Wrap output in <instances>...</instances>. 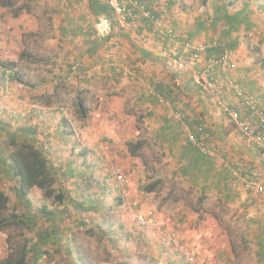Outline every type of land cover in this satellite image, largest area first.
Here are the masks:
<instances>
[{
	"label": "rangeland",
	"instance_id": "1",
	"mask_svg": "<svg viewBox=\"0 0 264 264\" xmlns=\"http://www.w3.org/2000/svg\"><path fill=\"white\" fill-rule=\"evenodd\" d=\"M179 1L182 2L183 0ZM208 1L211 3L210 0ZM91 2L92 0H87V3L85 4H78L75 3V0H72V2L68 0L67 4L65 0H15V8L13 9L8 10L7 8L0 6V18L5 22L6 26L9 24V14L13 13L14 10H20L21 12L18 17L11 16L13 17V24L12 27L9 28V31L16 30L19 36L21 35V32H23L22 51H26L25 56L21 58V53L16 54L17 58L14 60V62L19 64L17 70H19L20 77L23 78V80L34 83L40 78H46L49 81L52 80V77H54L53 73L58 72V60L60 54L65 51V53H67V49L73 46L76 48L77 46L88 48L91 44H94H87L85 42L81 43L79 41L72 42L70 39L68 40V38L64 37L63 34V31L74 29L75 26L80 27V25H84L86 29L89 28V31L95 32V30H93V25L98 24L99 17H96V14L93 13ZM238 3L239 4L234 8H231L232 11L242 7L241 0H238ZM188 6L190 12L195 15V13L201 8V0H188ZM206 6L205 9L208 10V14L210 15L213 13V8L211 7V9H208V5ZM253 8H255V5H253ZM175 10L181 15L185 12V8L183 9L182 5L177 6ZM259 14L260 13L257 11V13L251 17L252 22L257 23V27H255L253 31L240 32L241 42L244 45L242 52L238 51V53L235 51L236 49L230 51L233 60L236 61V64H240V66L237 64V69L229 72L228 76L230 79L237 81L245 91L258 96L260 103L262 102V104H264V41H261L259 36L264 30V26L262 25V20L264 18ZM88 16H91L93 19L88 21ZM179 24H182V22H179ZM180 27L185 30L189 29L188 27ZM0 31L1 35H4L1 27ZM113 32H116L115 34L113 33L114 36L118 35L122 40V42L120 40V50L125 48L129 49V51H132L133 49V51L136 52L140 49L138 51L141 57L139 56L130 59V65L135 67H140L139 65H141V67H144L146 64L152 65V62H156L158 68H160V75L157 76L155 82L149 81L145 83V88L142 87L145 98L142 100L143 103H141L138 109L131 108L133 103L129 104L130 102H128L131 99L130 95L133 94L129 91H136L133 88H136L134 84H127L126 86L124 84L119 85V81L111 83L112 80L109 76L100 78L106 82L105 86L102 88H104L105 91L106 89L108 90L105 93L107 97L110 95L115 96L118 99L124 98V96L126 97L124 111H128L129 109L133 117L130 119L133 133L130 135V139H128L127 142L141 140L144 141L146 145L141 151V156L137 158L131 157L126 148L125 142V144H120V147H123L124 149L118 151L117 155L115 152L116 148L108 149L110 155H114V158L112 157V160L110 161L111 166L108 168L113 165L119 167L126 178L127 182L126 187L124 188V191L126 190L125 195H123L122 192L116 193L111 187V190H113L112 193H101V196L103 197L99 196L96 200L95 210L92 212L88 211V213L75 211L69 202L62 207L58 206L53 199L46 203L49 210L58 215L59 223L62 225L60 221L62 220L64 221L63 224L72 229V234L70 235L71 238L69 237L68 244L72 243L71 247H76L79 254L85 257L89 264H138L139 262L140 264H165L162 257L169 260H166L167 262H172L174 264L177 260L182 261L181 259H183L178 250V246L175 243H169L164 240L163 237H158L155 232L156 230L142 229L141 231V229L136 226L135 221L133 220V214L136 211H139L138 209H135L136 207L131 203L133 194L129 193V189L133 187L132 193H135L136 191L138 193H143L140 197V205L149 206L150 210H154L161 218L162 215L166 217L177 208L182 210L187 206L195 205V199L200 196V191L193 189L194 192L192 191V188H187L189 186L188 184L185 185L179 180L176 181L169 178L173 169H177V173L179 175L181 174L179 163L175 165V160L179 157L180 153L184 151V148L182 147L187 142L179 124L172 119V116L178 110L182 111L187 115L190 125L198 128L202 126V123L204 124V118L206 115H210L209 113L211 109L221 112L223 117H225V115L223 114V111H220V108L215 105L211 98L204 95L200 89L192 84L193 80H191V74L194 69L190 72L184 73L183 77H186L188 74V76L191 77L188 79V84L184 83L185 79H183L182 81L184 82H182L180 77H174L172 73H170L171 71L165 69L162 61L156 60V55L158 58L160 56L154 47H144L139 41L137 42V39L135 43H133L130 37L127 38L125 36L127 34L134 35L131 31H121L119 28H115ZM211 34L213 35V33ZM217 37L220 39L219 35L215 36L213 39H208V35L200 34L194 41L201 40L200 42L211 44L212 41L218 40ZM125 39H129L131 42L129 41L130 43L127 44L125 43ZM105 40L108 41L109 38L96 39L95 45H98L95 46V48L98 47L104 50L101 54L106 52L104 49ZM98 51H100V49ZM130 53L131 55H134L133 52ZM94 57L96 58L95 55L88 57V61H92ZM73 60L76 59L71 58L65 60L64 69L68 68ZM77 60L82 62L83 56ZM207 60L209 61L211 58ZM246 61H249L250 64H245ZM244 65L249 66L251 69L249 74L242 71ZM205 66L206 62L201 65L202 68H205ZM219 75L220 80H222L224 78L223 74L220 73L218 76ZM248 76L249 79H247ZM175 78L179 79L180 84L183 83V85H176L174 82ZM106 79L108 81H106ZM260 80L261 82L259 83L261 84L259 85L258 81ZM251 81L256 83L257 86H254ZM108 82H110V86H108ZM80 83L81 82L79 81L71 83L69 80H65L58 86L55 83L47 84L46 88L52 93L49 96L50 100L57 105H63L70 111H73L72 108L74 101L76 103V94L77 90L80 88ZM99 85L100 84L96 82V78L93 77L91 92H89V94L86 92L88 95H85L86 93L84 92L82 94L83 98L86 100L89 111L91 109L89 106L96 107V102L100 99L96 97ZM162 85L165 89L164 93L161 88ZM150 87L154 88L157 93L162 95L167 104L169 103L170 105H161L158 101L150 97L148 94V89ZM126 90H128V92H126ZM49 98H38V100L47 105ZM223 101L226 104L239 108L237 106L238 100L235 97V94L231 91H227V89L224 91ZM110 102L112 103L113 101ZM110 102L106 106H109ZM146 113H152V115L157 113L158 118H160L158 122H163V114H166V119L170 121V125L167 124L165 136H158V140L155 139L154 131L151 132L148 128L156 129V126L160 123L154 122L153 117L146 115ZM70 117L72 120H80L78 113H76V117L74 115ZM118 120L121 121L119 122ZM127 121L128 120H122L119 116L114 124H125ZM208 124L211 125L210 123H207V125ZM136 131H138V133L135 134ZM175 135L180 136L176 138ZM234 136L236 138H242L238 132H236ZM213 142L214 141H212L211 144ZM113 144L114 142H112L109 147ZM253 147L255 148L256 153L262 157L260 149L255 146H252V148ZM220 149L224 152L226 161L231 162L230 160H235L233 163L243 161L247 166V160L245 157H235L230 148H225L222 145H220ZM260 159L261 158H255L249 163L250 165H253V168L259 169L261 163ZM138 160L139 162L137 163L136 161ZM158 180H161L162 183L155 189L156 191L153 193L148 192V187ZM133 181L135 182L134 184ZM178 185H182V188L186 190H180V188L177 187ZM235 185L240 188L239 192L244 191L245 193L243 194H246L245 198L241 195L238 196L240 198L238 200L239 202L242 203L245 200L248 201L250 197H252L251 195H254L253 197L258 201L256 203L254 201L253 204L248 203L247 207L243 208L241 204L235 205V201L222 204L218 203V200L214 199V197H211L210 199L214 200H209L210 204L208 207L212 209L214 206H217L219 210L221 216L218 219H220V224L225 230V234H228V239L231 242L230 248L232 249L233 247L234 249L235 264H264V257L262 258L264 255L258 250L260 244L264 242V226H262V222H264V194L251 192V190H248L242 184ZM8 194L11 198V202L14 203L16 201L15 194ZM32 195L35 196L40 203L43 201V193H32ZM168 197L170 198L168 199ZM192 200H194V202ZM52 202H54V204ZM203 202V198H198L197 202H195V208L201 209L199 207H202L204 204ZM228 204L231 206H228ZM168 205L169 207H166ZM250 208H253L252 211ZM216 211L211 210L210 212L217 213L218 211ZM253 218H257L255 222H251L250 219ZM82 222H85L87 227L83 226ZM162 224L166 227L165 223L162 222ZM98 225H103L106 228L110 226V228H112L110 229L111 232L108 234L110 237H107V239L102 238L103 235L98 229ZM162 231H164V229ZM164 232L166 233V231ZM174 232L177 235L175 239L177 240V243H179V238L182 239V233ZM31 237H33L32 231L23 226H16L0 233V255H2L5 263L9 256V252L12 249L15 250V248L17 249L18 247L23 246ZM113 237H115L116 240H114ZM164 241L169 243L168 247H165L166 245L164 246V244H166ZM135 244H141L142 247L136 248ZM220 245L222 246L223 244ZM159 246L162 247L160 256H158L156 252V249L158 250ZM173 248H176L178 252L174 251ZM65 250L66 249L62 251L63 254L66 252ZM68 255L70 256H67V259H72V257L75 256L74 254ZM151 256L155 258L154 261H150ZM179 256H181V258ZM59 261L61 264H68V261L61 262L60 257H55L52 250H50L49 256L44 258L41 264H58Z\"/></svg>",
	"mask_w": 264,
	"mask_h": 264
},
{
	"label": "crops",
	"instance_id": "2",
	"mask_svg": "<svg viewBox=\"0 0 264 264\" xmlns=\"http://www.w3.org/2000/svg\"><path fill=\"white\" fill-rule=\"evenodd\" d=\"M137 1L144 3L145 5H157L156 10L159 11L160 9V11L162 12L161 16L159 17L163 18L173 27L176 26L177 29H174L181 36L182 42L185 41L182 36H185L184 32H187V30L182 29L180 26L190 28L193 26L195 20L201 19L207 22V24L212 25L209 26V28L206 27L204 31L200 32L201 35H208V39H213L217 35H219V37H223V33L227 29L223 22H220L218 25L214 24L218 7L225 5L227 3V1L225 0H210L211 3L207 1L206 4H204L203 0H201V8L197 13H195V15H193V13H191L189 10L188 0H183L182 2L179 0ZM70 2H72V0H70ZM75 2H77L78 4H85L87 3V0H75ZM173 3L176 5H173ZM237 4H239L238 1L235 5L231 6L228 9V13L233 14L234 12L240 10L241 7L233 11L231 10V8H234ZM179 5H182L183 9L185 8V12H183L182 15L179 14L177 10H175ZM206 5H208V9H211V7L213 8V13H211L210 15L208 14V10L205 9V7H207ZM169 6L171 8H167ZM9 15V24H7V26L5 22L0 18V27L4 32V35H1L0 33V62H14V60L17 58L16 54H22L23 52V32H21V35L19 36L16 30H11V32L9 31V28L12 27L13 24V17L11 16H14L13 13ZM179 22H182V24H179ZM115 28L116 27L113 26L111 31ZM254 29L255 27L253 25L252 29L248 30V32L253 31ZM242 31H245V29H240V31L233 32L231 34V37L233 39H238V44L236 43L237 47L235 50L237 52H242L244 48L240 37ZM211 33H213V35ZM126 37H130L133 43H135L137 39L135 34H127ZM77 41L83 43L85 42V39L80 37ZM129 41V39H125V43L129 44L131 42ZM213 42L215 41H212L211 44ZM104 43V49L106 52L103 54H101V52L104 50L98 47L91 50H89L87 47L83 48L81 46H77V48L75 46L70 47L69 49H67V53H65V51L64 53L59 55L60 61L58 60V72L53 73L54 77H52V80H47L46 84L38 86L35 89L18 84V82L14 79V70L12 68H5L4 66L0 65V189L2 191L6 193L18 192L19 184L18 181L13 177V170L10 165V161L8 160V155L13 150L8 143V140L10 139L11 135L16 133V135H19L21 141L28 142L34 145L46 156L51 169V173L54 174L57 179L56 184L54 185V189L56 193L64 194V196L66 197L65 204L69 202L72 205V203L75 201L83 202L88 200L96 208V200L99 196H101V193H112L113 190H111V187L116 193L122 192L120 191V189H117L115 187L113 179L110 178V168L108 167L111 166L110 161L112 160V157L114 158V155H110L108 149L116 148V155L118 154V151L124 149L123 147H120V144L124 142L127 143L128 139H130V135H132L133 133L132 127L130 125V119L133 117L129 109L128 111H124V102L126 101V97L124 96V98L121 99H118L117 97L112 95L107 97L105 93L108 90L106 89L105 91V89L102 88L105 86L106 82L100 78L109 76L112 80L111 83L119 81V85L124 84L126 86L127 84H134L136 88H133L136 91H129L133 94L130 95L131 99L128 102H130L129 104L133 103V105H131V108L138 109L141 103H143L142 100L145 98L142 87L145 88V83L149 81L155 82L157 76L160 75V68H158L156 62H152V65L146 64L144 67H141V65H139L140 67L130 65V59L139 56L141 57L138 51L140 49L135 46L138 50L134 52L133 49L132 51H129V49L123 48L118 51L114 55V57L119 61L125 62L134 69L135 75L128 79L122 73H115V71L109 67L106 62V60L109 61V58L107 57L108 51L106 50L107 41L105 40ZM99 49L100 51H98ZM130 52H133L134 55H131ZM92 55H95L96 58L94 57L92 61H88V57H92ZM81 56H83L82 62L77 60L80 59ZM208 56L209 58L211 57L210 55ZM71 58H75L79 64V68L77 69V73L75 75H72L73 67L76 63L74 62V60L71 62L72 65L74 64L72 68L68 67L64 69V61ZM159 58L156 55L157 61L159 60ZM111 59H113V57H111ZM160 61H162L165 69L171 71L170 73H172L174 77H180L181 81L185 79V82H182L188 84V79H190L191 77L188 76L189 74L186 75V77L183 76L184 73L190 72L191 70H187L184 72H178L173 69L171 70L168 66V60H164L161 58ZM234 63L235 68L232 71L237 69L238 63L236 64V61H234ZM245 64L250 63L249 61H246ZM238 65L240 66V64ZM242 71H244L246 74H249L251 72V69L249 68V66L244 65ZM69 72L71 73V76L69 74V77H66L67 73ZM62 77L66 78V80H69L71 83L78 81V79H84V81L80 83V88L84 89V93L87 92L88 94L89 92H91L93 77H95L96 82L100 84L98 86L99 90L96 96L100 99L98 102H96V107L89 106L91 107V109L88 112V118L86 120L78 119L76 121L75 119L72 120V118L70 117L72 115L76 117L77 107L75 101L72 108L73 111H70L63 105H57L54 102L51 105H46L38 100V98H49L50 94L52 93L49 89L46 88L47 84L56 83L57 81H60ZM247 79H249V76ZM106 81L108 80L106 79ZM259 82H261V80L258 81V84L260 85L261 83ZM108 83V86H110V82ZM181 84L183 85V83ZM252 84L254 86H257V84L254 82ZM163 87L164 86L162 85L161 88L164 93L165 89ZM126 92H128V90H126ZM87 93L85 95H88ZM256 97L258 98V96ZM153 99L158 101L156 98ZM110 101L113 102L111 103ZM258 101L260 108L264 110V104H262V102L260 103L259 98ZM109 102L110 105L106 106L109 104ZM34 104L47 107L48 110L46 112L37 111L33 108ZM241 109L243 110V116H247L246 109ZM25 112H28V116L26 118H23L22 114ZM220 113L211 109L209 113L211 116L206 115L204 118L205 121L204 124L202 123L201 133L197 131L198 136H207L209 138V143L214 141L211 146L219 147V149L220 145L224 146L225 148H230L232 154L235 157H245V159L247 160V166L245 167L244 173L248 177H252L255 173L264 174V151L260 149V151L262 152L261 157L258 153H256L255 148H252V146L243 138H236L234 136L236 134V131H234L233 129V124L228 122L227 118L223 117ZM146 115H150L151 117H153L154 122L160 123L156 126V129L148 128L149 130H151V132L154 131L155 139L158 140V136H165L167 131V124L170 125V121L166 119V114H163V122H158L160 118H158L157 113L154 115H152V113H146ZM119 116L122 120L128 121L125 124H114ZM118 121L120 122L121 120ZM207 123H210L211 125H207ZM136 133H138V131H136L135 134ZM175 136L176 138H178L180 135ZM210 136H212L213 138ZM112 142H114V144L109 147ZM193 147L195 146L193 145ZM195 149L198 150V148L196 147ZM201 156L202 157H200V159H195L197 161V164L188 169L185 167L187 165V160L183 159V152L180 153L179 157L175 160V165L179 163L181 174L179 175L177 173V169H173V171L171 172V176L169 177L176 181L179 180L185 185L188 184L189 186L187 188H192V191H194L193 189L199 190L200 196L198 198H203L204 200V204L202 205V207H199L201 209L195 208V202H197L198 200L197 198L195 199V202L194 200H192L195 205L187 206L182 210L177 208L168 215L169 217H165L164 215H162L161 218L154 210H150L149 206L140 205V197L143 193H138L137 191L135 193H132V186V188L129 189V193L133 194L131 203L136 207L135 209H138L139 212L136 211L137 213H142L145 216L156 218L158 220L159 226L164 229V231H166L168 235L176 237L177 235L174 231L182 233V239L179 238L181 245L198 253L200 258L202 259L203 264H235L233 247L232 249L230 248L231 242L228 239V234H225V230L220 224V219H218L221 216L219 214V210L217 206H214L212 209L209 208V200L212 201L214 199H217L218 203L222 204H227L229 202L235 201V205L241 204L243 208H246L248 203L253 204L254 201L256 203L258 200L253 197L254 195H251L252 197H250L248 201L245 200L242 203L238 201L240 199L238 197L239 195L245 198L246 194H243L245 193L244 191L239 192L240 188L236 187V185L232 183L233 181L227 168V165L236 167L238 163H233L235 160H230L231 162H229L223 159L220 161L203 154ZM203 157H206V159ZM255 158H261V168L259 167V169L253 168V165H250L249 163L252 162V160H254ZM136 162L138 163L139 160ZM134 183L135 182L133 181V184ZM177 187L180 188V190H186L182 188V185H178ZM36 193L44 192L36 191ZM255 193L261 194L262 192L256 191ZM122 194L125 195L126 190L122 192ZM211 197H214V199H210ZM169 198L170 197H168V199ZM65 204L63 206H65ZM87 206H89V204H87ZM228 206L231 205L228 204ZM166 207H169V205ZM252 209L253 208H250L251 211ZM211 210H217L218 212L216 211L217 213H211ZM256 219L257 218H253L250 220L251 222H255ZM162 222L165 223L166 227L164 226V224H162ZM135 224L142 231L143 228H141L136 222ZM262 226H264V222H262ZM156 235L159 237V234L157 232ZM164 243H166L164 244V246L166 245L165 247H168V244L170 242L168 243L164 241ZM220 244L223 245L221 246ZM139 247H142V245L137 244L136 248ZM173 249L174 251H177L176 248ZM161 250V246H159L158 250L156 249L158 256L161 255ZM258 250L260 251V253L264 254V242L260 244ZM179 257L181 258V256ZM0 258V264L5 263L2 255H0ZM162 258L165 264H173L172 262H167L169 260H167L166 258ZM154 260L155 258L151 256L150 261ZM181 260L182 261L177 260L176 262L174 260V264H186L184 258ZM138 264H140V262Z\"/></svg>",
	"mask_w": 264,
	"mask_h": 264
},
{
	"label": "trees",
	"instance_id": "3",
	"mask_svg": "<svg viewBox=\"0 0 264 264\" xmlns=\"http://www.w3.org/2000/svg\"><path fill=\"white\" fill-rule=\"evenodd\" d=\"M207 1L208 0H203V3L206 4ZM225 1H227L225 5L218 7L214 24L218 25L220 22H223L227 29L223 33L224 36H220V39L216 41L217 44L208 48L205 55L206 59L211 58L212 60L213 56V59H217L222 55L224 51L235 50L238 44V39H233L231 37V34L233 32L240 31V29H245V31H248L253 27V25L254 27H257V23L251 22L252 15L257 13V11L260 13L259 15L263 16L264 18V0H241V9L234 12L233 14L228 13V9L231 6L235 5L238 0ZM0 5L3 8H7L8 10L13 9L15 8V0H0ZM173 5L176 4L173 3ZM253 5H255V8H253ZM146 6H148V10L153 15L157 17L161 16L162 12L160 11V9L159 11L156 10L157 5L150 4ZM167 8L171 7L169 6ZM91 9L93 13L96 14V17H99V19L105 15L99 0H92ZM13 14L14 16L18 17L21 12L20 10H14ZM139 19L140 23L145 22L141 20V18ZM262 25L264 26V19L262 20ZM209 26L212 25L207 24V22L201 19L195 20L193 26L190 27L187 32H184L185 36L182 37L184 40H195L196 37H199L200 32L204 31L206 27L209 28ZM116 28L118 27L116 26ZM173 28L177 29L176 26H174ZM88 29H86L84 25H80V27L75 26L74 29L63 31V34L64 37L68 38V40L70 39L72 42L77 41L80 37L84 38L85 43L87 44L94 42V44H91L88 49H95V46H97L98 44L95 45V39L92 41L94 32L89 31ZM113 33L115 34L116 32H113L112 30L110 35H108L109 39H121L120 37H118V35L114 36ZM259 36L260 40L264 41V30L262 31V34H259ZM25 52L26 51H23V53L21 54V58L25 56ZM208 55L212 57L209 58ZM160 59L161 57L159 58V60ZM74 62H76L75 65L78 64L76 60H74ZM0 65L4 66L5 68H12L15 73L14 79L18 82V84L22 86L36 88L38 86L46 84L47 82L46 78H40L35 83L23 80V78L20 77L19 70H17L19 64L16 62H0ZM73 65L71 63L69 65V68H72ZM69 74L71 76V73L69 72L67 73L66 77H69ZM65 80L66 78L62 77L60 81H57L55 84L58 86ZM78 81L82 82L84 81V79H78ZM83 92L84 89L79 88L77 90L76 109L79 118L81 120H86L88 118L89 109L86 104L85 98H83ZM211 100L213 99L211 98ZM52 103L53 101L49 99L47 105H51ZM223 114L229 122L226 113L223 112ZM233 129L235 130L234 127ZM205 142L212 145L211 143H209L208 137L205 139ZM8 143L13 149L12 152L8 155V160L10 161V165L13 170V177L18 181L19 187L18 192L14 193L16 199L14 203L11 202L9 194L0 189V233H3L4 231L16 226H23L32 231L33 237L28 239V241H26L23 246H20L17 249L15 248V250L12 249L9 252L6 264H41L44 258L49 256L50 250H52L55 257H60L61 262L68 261V264H89L86 258L79 254V251L76 247H71L72 243L68 244V239L71 238L70 235L72 234V229L69 226L63 224L64 221L62 220H60L62 223L61 225L58 221V215L49 210V207L46 203L53 199V201L58 206H63L66 199L63 193H56L54 189V185L56 184L57 179L55 175L51 173V169L46 156L34 145L28 142L21 141L19 135H16V133L10 136ZM145 145L146 143L141 140L129 141L126 143V148L131 157L137 158L141 156V151ZM183 147V159L187 160V165L185 167L188 169L192 168L193 165L197 164V161L195 159H200V157H202V154L199 152V150H196L189 141H187ZM203 158L206 159V157ZM161 183V180L156 181L148 187L147 191L150 193L155 192V189ZM36 191L44 192L43 201L41 203L35 196L32 195V193H36ZM54 202L52 203L54 204ZM87 204H89V206H87ZM72 207L75 211L83 213H88V211L92 212L95 210V206L92 205L88 200L83 202L75 201L72 203ZM82 225L87 227V224L85 222H82ZM98 229L103 235L102 238L107 239V237H110V235H108L109 232H111L110 229H112L110 228V226L106 228L103 225H98ZM113 238L114 240H116L115 237ZM64 249H66V252L63 254L62 251ZM68 254H74L75 256L72 257V259H67V256H70ZM263 257L264 256H262V258ZM58 264H61L60 261L58 262Z\"/></svg>",
	"mask_w": 264,
	"mask_h": 264
},
{
	"label": "built area",
	"instance_id": "4",
	"mask_svg": "<svg viewBox=\"0 0 264 264\" xmlns=\"http://www.w3.org/2000/svg\"><path fill=\"white\" fill-rule=\"evenodd\" d=\"M104 1L112 10L115 23H112L106 15L101 17L98 24L93 25L95 32L92 41L95 38L107 39L111 28L117 26L121 31L133 32L144 47H154L162 59L168 60V66L171 70L184 72L194 69L192 73L194 85L204 95L212 98L216 105L226 113L229 122L233 124L247 143L264 151V110L260 108L258 98L254 94L245 91L237 81L230 79L228 76L229 72L235 68L230 51L226 50L217 59L208 61L205 56L206 51L209 47L216 45V41L212 44L203 43L200 40H185L182 42L181 36L172 25L163 18L153 15L144 3L137 0ZM65 2L68 4V0H65ZM139 18L145 22L140 23ZM92 19L91 16H88V21ZM120 44L119 39H109L107 41L106 47L109 61L106 60V62L115 73H122L129 79L135 75L134 69L114 57L120 50ZM205 62L206 66L202 68L201 65ZM78 66L79 64L73 67V75L77 73ZM220 73L224 77L222 80H220V75L218 76ZM174 82L176 85H180L179 79H175ZM226 89L235 94L238 100L237 106L240 108L226 104L223 101ZM148 94L152 98H156L161 105H170L154 88L150 87ZM33 108L40 112L48 110L47 107L38 104H34ZM241 108L246 109L247 116H243ZM27 116L28 112L22 114L23 118ZM172 117L180 125L187 141L198 148L203 155L220 161L225 160L224 153L218 147L211 146L205 142L207 136H198L197 131L201 133L202 126L193 128L188 121L187 115L179 110ZM229 166L231 165H227V168L234 184H242L248 190L260 191L262 192L261 194H264V174L255 173L252 177L246 176L244 174L246 164L243 161L239 162L236 167ZM110 175L115 187L124 192L127 181L122 170L117 166L110 167ZM133 220L141 228L156 230L164 240L175 243L186 264H203L198 253L181 245L180 242V244L177 243L174 236L162 231L163 229L159 226L156 218L145 216L142 213H134Z\"/></svg>",
	"mask_w": 264,
	"mask_h": 264
},
{
	"label": "water",
	"instance_id": "5",
	"mask_svg": "<svg viewBox=\"0 0 264 264\" xmlns=\"http://www.w3.org/2000/svg\"><path fill=\"white\" fill-rule=\"evenodd\" d=\"M99 1L102 5V8H103L105 15L108 17L109 20H111L112 23H115L114 15H113V12L110 9V7L106 4V2L104 0H99Z\"/></svg>",
	"mask_w": 264,
	"mask_h": 264
}]
</instances>
